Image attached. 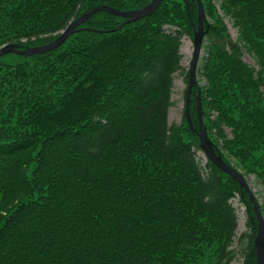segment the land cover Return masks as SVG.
<instances>
[{
	"label": "trees",
	"instance_id": "16d2710c",
	"mask_svg": "<svg viewBox=\"0 0 264 264\" xmlns=\"http://www.w3.org/2000/svg\"><path fill=\"white\" fill-rule=\"evenodd\" d=\"M149 1L0 0V46L46 43L98 5ZM201 1L203 125L221 159L264 190V0ZM196 19V0H162L119 29L126 18L98 11L79 27L110 31L78 30L51 51L0 56V264H229L235 195L248 213L243 264H256L251 201L209 160L202 172L187 86L181 121L168 122L181 37H192ZM196 93L193 85L198 130Z\"/></svg>",
	"mask_w": 264,
	"mask_h": 264
},
{
	"label": "water",
	"instance_id": "95a60500",
	"mask_svg": "<svg viewBox=\"0 0 264 264\" xmlns=\"http://www.w3.org/2000/svg\"><path fill=\"white\" fill-rule=\"evenodd\" d=\"M162 0H151L147 4L133 9L128 10H120L112 6H108L105 4L95 6L88 10L87 12L82 13L72 21H70L67 26L60 31V33L55 36L52 40L34 46H25L23 48H18L14 44H4L0 46V56L2 54L12 52L20 55H33L36 53H43L47 51H51L56 49L60 46L66 38L76 32L78 30H90L94 32H101V31H110V30H99L94 29L91 27H79L83 22H85L92 14L98 11H106L112 14H116L118 16L126 18V21L119 24L115 29H119L125 22H133L142 17L147 16L150 14L161 2ZM197 2V19L196 25L191 20L192 25V44H193V52L192 58L190 60L189 69H188V81H187V88H186V98H185V116L188 120L189 126L193 132L197 133L199 139V146L203 151L207 160H209L214 166L221 169L225 173L233 176L239 185L246 191L249 196V199L252 204L253 211L257 218V227L254 234V247H255V257H256V264H264V217L261 214L259 202L256 199L253 191L249 187L245 177L239 170H235L230 165L226 164L222 159L219 153H216L213 149L212 142L207 135V131L203 125L202 120V112H201V101H200V90L199 84L196 79V69H197V62L201 52V45L203 37L206 33V29L203 27L204 23V8L202 5L201 0H196ZM195 85L197 87L196 93V112L198 116V125L199 128L196 130L194 128L189 114V99L191 95V88Z\"/></svg>",
	"mask_w": 264,
	"mask_h": 264
},
{
	"label": "rangeland",
	"instance_id": "374dc122",
	"mask_svg": "<svg viewBox=\"0 0 264 264\" xmlns=\"http://www.w3.org/2000/svg\"><path fill=\"white\" fill-rule=\"evenodd\" d=\"M215 7L217 13L222 17V20L227 28V31L230 34V37L233 41H237L239 39L238 29L232 25L229 17L224 15L223 11L219 7V3H215ZM166 28V27H165ZM204 43H207L206 39H204ZM193 52V44L192 39L189 35L184 34L181 37V45H180V53L182 55L180 59V65L182 67L181 70H177L173 73V86L171 99L173 101V105L168 110V122L179 123L182 119L183 115V105H184V95L185 88L187 86V82L185 81V75L189 69L190 60L192 58ZM205 47L202 45L200 56L197 62V70H196V79L199 85L204 84V80L201 79L199 67L201 65V59L205 55ZM242 60L247 63L250 67L253 68L254 72L257 73L260 70V66L257 62V58L249 52L247 49H242ZM198 158L201 163H205V156L202 151H196ZM239 171L240 168H238ZM249 187L255 194L256 199L259 204L264 203V190L258 180L252 174H248L244 176ZM232 205L235 207L237 214V229L234 240L230 246L231 249L235 251V257L229 262V264H243L244 262V250L246 244V237H242L241 234L248 231L246 221L248 217V213L246 210V205L240 198L235 195L230 199Z\"/></svg>",
	"mask_w": 264,
	"mask_h": 264
}]
</instances>
